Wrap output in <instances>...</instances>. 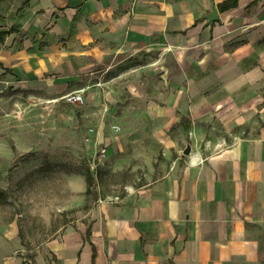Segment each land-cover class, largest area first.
Wrapping results in <instances>:
<instances>
[{
  "label": "crops",
  "instance_id": "1",
  "mask_svg": "<svg viewBox=\"0 0 264 264\" xmlns=\"http://www.w3.org/2000/svg\"><path fill=\"white\" fill-rule=\"evenodd\" d=\"M226 1L14 0L0 10V33L15 28L0 41V92L11 77L62 89L141 54L181 55L182 85L155 89L163 99L149 106L164 155L177 154L170 169L94 203L35 264H264V0L222 11ZM21 256L0 250V264Z\"/></svg>",
  "mask_w": 264,
  "mask_h": 264
},
{
  "label": "rangeland",
  "instance_id": "2",
  "mask_svg": "<svg viewBox=\"0 0 264 264\" xmlns=\"http://www.w3.org/2000/svg\"><path fill=\"white\" fill-rule=\"evenodd\" d=\"M13 4L0 0V10L9 13ZM180 56L141 54L62 89L11 77L0 92V250L15 249L27 255L24 264H35L30 256L94 203L165 175L177 154L164 155L165 134L149 106L163 99L155 89L182 85ZM76 93L83 103L69 101Z\"/></svg>",
  "mask_w": 264,
  "mask_h": 264
},
{
  "label": "trees",
  "instance_id": "3",
  "mask_svg": "<svg viewBox=\"0 0 264 264\" xmlns=\"http://www.w3.org/2000/svg\"><path fill=\"white\" fill-rule=\"evenodd\" d=\"M237 4V0H227L226 2H224L223 4H221L219 6V8L224 11V10H228L232 7H235ZM15 28L13 27L10 32H13ZM10 32H1L0 33V41H2L4 39L5 36H7ZM94 182V177L92 176V174H88L87 175V190H86V194L89 195L92 193L91 191V186Z\"/></svg>",
  "mask_w": 264,
  "mask_h": 264
},
{
  "label": "water",
  "instance_id": "4",
  "mask_svg": "<svg viewBox=\"0 0 264 264\" xmlns=\"http://www.w3.org/2000/svg\"><path fill=\"white\" fill-rule=\"evenodd\" d=\"M207 19H208V21H211V22H213V21H215V20H218L219 19V16H218V11H217V9H215L208 17H207ZM184 154L185 155H190L191 154V146L190 145H188L187 147H186V149L184 150Z\"/></svg>",
  "mask_w": 264,
  "mask_h": 264
},
{
  "label": "built area",
  "instance_id": "5",
  "mask_svg": "<svg viewBox=\"0 0 264 264\" xmlns=\"http://www.w3.org/2000/svg\"><path fill=\"white\" fill-rule=\"evenodd\" d=\"M69 101L73 103H83V95L81 93L71 94L69 96Z\"/></svg>",
  "mask_w": 264,
  "mask_h": 264
}]
</instances>
